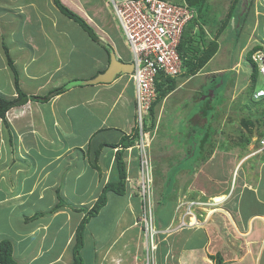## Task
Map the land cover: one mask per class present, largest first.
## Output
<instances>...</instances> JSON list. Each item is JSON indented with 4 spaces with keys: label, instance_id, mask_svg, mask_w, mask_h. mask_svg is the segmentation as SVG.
Instances as JSON below:
<instances>
[{
    "label": "crops",
    "instance_id": "1",
    "mask_svg": "<svg viewBox=\"0 0 264 264\" xmlns=\"http://www.w3.org/2000/svg\"><path fill=\"white\" fill-rule=\"evenodd\" d=\"M59 1L87 23L98 43L62 15L53 0H0V97L12 100L20 92L27 97L43 98L62 90L47 102L28 100L22 106L13 107L0 119V241L12 243L16 264L21 261L23 264H72L76 227L103 188L119 182L118 153H121L125 174L127 168L132 174L136 171L135 152L129 157L123 146L124 140L133 138L136 130L130 76H117L110 84L80 85L107 69V47L119 61L131 62V53L112 15L109 0ZM167 1L180 3L182 0ZM211 2L222 4L221 0H206L204 16L215 13ZM244 2L243 9L247 12L250 0ZM243 4L239 0L234 8L238 15ZM223 7L221 14L225 17L232 1ZM235 20L230 22L232 30L240 28H233ZM250 20L253 24L244 28L248 31L244 40L240 41V33L239 37H231L224 32L217 40V52L196 75L179 76L181 80L174 90L159 102L157 120L164 102L178 92L184 98L202 95L201 87L191 81H214L215 75L232 69L229 55L220 58L225 41L229 43L225 47L233 48L234 53L256 46L264 51V0H253L249 24ZM61 21L67 26L59 25ZM202 22L206 38L212 40L217 29L212 32ZM14 45L16 51L12 50ZM238 45L242 47L237 49ZM216 59L221 67L211 69L210 64ZM137 139L138 136L133 144ZM151 145L155 177L159 167L155 159L160 157ZM195 147L200 151L199 143ZM245 148L240 154L230 152L234 168L227 176L236 175L235 182L222 176L224 173L216 172L218 165L211 164L216 152L210 150V155L197 154L190 178L183 168L180 171L183 174L174 179L169 207L167 203L160 205L164 199L163 196L159 199L155 188L159 203L158 229L176 223L175 207L179 200L204 201L207 193L203 186H207L210 194L207 200L224 197L221 205L210 209L206 216L196 212L199 227L183 228L162 237L156 253L161 262L158 264H219V261L221 264H264V152L254 155ZM194 153L188 157L194 158ZM165 165L163 172L169 175L172 169L167 172L170 167ZM205 167H208L206 172ZM171 181L169 176L163 183L166 186ZM213 185H219L217 190ZM110 207L114 212L106 214ZM139 209L138 200H125L124 194L109 191L104 207L88 227L100 218L111 230L101 233L104 227L101 222L98 230H87L81 254H88L91 264H144L142 251L146 252L143 244H136L137 236L141 235L133 225ZM203 216L204 221H200ZM71 221V232L63 234V228ZM60 234L62 239L58 241Z\"/></svg>",
    "mask_w": 264,
    "mask_h": 264
},
{
    "label": "rangeland",
    "instance_id": "2",
    "mask_svg": "<svg viewBox=\"0 0 264 264\" xmlns=\"http://www.w3.org/2000/svg\"><path fill=\"white\" fill-rule=\"evenodd\" d=\"M221 1H222L221 5L220 3H218L217 5L213 4L212 2L210 3V6L212 7L215 13L205 14L204 21L202 22L205 23V27L212 32L213 29L214 30L218 29V26L224 17L221 14V12H224V8H225L223 7L224 4L230 3V0H221ZM231 1L233 2V0ZM243 1L244 0H242V4ZM206 10L207 9L205 7L202 8V14H204ZM234 19L235 18H232L230 22L232 23ZM199 20L196 25V27L198 28H200L201 25L200 23L201 21ZM236 24H237V20H236ZM252 24H253V20H250V24L246 22L245 26L240 31V41L241 39L244 40L248 35V31L245 30L244 28L246 27L250 28ZM59 25L64 27L67 26L64 21H61ZM17 30L20 31L21 28L19 29L17 28ZM227 33H229V35H231L232 37L234 31L232 32L231 29L225 28L224 35H227ZM231 37L229 38L231 39ZM227 44L229 45V43L225 41V46H227ZM225 46L222 48L223 50L220 58L223 59L224 56L226 57L227 55L230 56V59L233 61V63H231L232 69H230L232 71L228 69V71L225 72L224 74L215 75L214 81L203 82V79L191 81L192 82L191 84L194 83V85H199L201 87V90L203 92L202 95L197 96L196 98L194 95L184 98V96L180 92H178L176 95L170 97L166 102H164L165 105L161 111L158 120H157V111L160 106V103H157L154 106L152 115H149V117L145 118V121L143 122L144 133L145 134L149 133L150 135L153 132L156 120L158 121L154 135V138H156V133H157V138L155 139V141L153 140L152 144L154 147H156L155 148L156 153H158L160 157L159 159H155L158 160L157 164L159 163L158 164L159 167L156 168V174L154 177V187L155 188L157 187V193H159L160 197L161 195H163L165 189L163 198L165 197L169 198V195L173 191L172 184L174 183V179L177 178V176H181L183 174L182 173L183 171L182 172L180 171L183 170V168L186 169L188 172V177L190 178L191 177L190 174H193L192 172L194 171L193 168L195 167L194 161L196 157L202 153L207 155L210 150L216 152V156H215L216 158L212 160L211 163L212 165L213 163L218 165L216 167V172L217 173L222 172V174L224 173L222 176H225V178L228 177V180H230V178L232 179L233 178L232 174L230 177L227 176L228 172L232 171V168H234L231 162L233 155L230 152L234 151L240 154V151L243 150L241 147L238 146V144L240 145L243 142V138H246L248 134L250 135V137H252L251 140H254V138H258L260 136V132L264 130V125L262 123L261 124L257 123L256 128L251 129L252 133L249 134V132L245 129V127L242 126L243 120L252 118L251 121L254 122L253 117H257V115H261L264 112L263 104H261L260 101H255L252 96V94L256 89L263 87V78L260 75H258L256 82L254 84H251V80L249 77L251 73V69L246 61L247 56H245L246 52L249 51L250 48L245 47L247 50L246 49L238 50L236 53H234L233 48L227 49ZM12 50L16 51L15 45L13 46ZM220 64H221L220 61L216 59L212 64H210V68L212 69V67H219V66L221 67ZM174 80L176 83H178V81H180L181 78L176 77L174 78ZM207 99L209 100L208 103H207ZM204 115H206V117L203 119L202 117ZM158 126L160 129L157 131ZM190 135L195 140H192ZM198 137L199 139L204 137L205 141H207L208 143L206 146L202 147L200 151L198 147H195L194 149V144L199 143V141H197ZM232 141H234V143H231ZM254 146H256V144L254 143V141L253 142L251 141V143L247 146V152H251L255 150ZM188 151L190 153L192 151L195 152L194 158L191 159V157L190 158L188 157L189 154ZM165 154L169 158H166L164 156ZM166 163L168 164V167H170V169L169 168L167 169V172L172 169L169 175H167L166 173L165 175L163 172ZM176 165H180V167L178 166V168H175ZM244 168L245 166L240 169L239 173H242ZM207 169L208 167H205L204 171L206 172ZM211 170L212 169L210 166V171ZM237 172L238 171H236L235 174H237ZM179 173L181 175H179ZM169 176L171 177L172 181L171 183L169 182L165 186V183L163 182L164 181L166 182ZM233 179L235 182L236 175ZM218 186L219 185H213V187L216 188V190ZM220 186H222V184ZM168 187H170V189H168ZM203 189L207 193L205 198L203 199L204 201H206L207 197L210 196V194L208 192L207 186H203ZM166 191H167V195H166ZM124 195H125V200L130 199L128 198L126 193H124ZM207 201L211 203L214 202L213 198L208 199ZM221 203L220 204L216 203L218 204L216 207L220 206ZM114 210L115 209L113 207H110L107 209L106 214L113 213ZM208 212L209 210H206L204 211L203 214L205 215ZM203 218H200L201 219L200 221H202ZM100 222L102 223L101 219L98 218L97 221H94L90 227H88L87 224L85 226V232L87 230L88 231L98 230V228L100 227L99 225ZM104 223H108V222L106 221ZM198 223L200 222L197 221V225H195L196 227L200 226V224ZM175 226L176 225H173V227ZM71 229H72V221L63 228V234H66L67 232L70 233ZM108 230L109 231L111 230V226L108 227L107 224H105L103 229L101 230V233L105 231L108 232ZM137 230L138 229L136 228L135 231ZM61 239L62 236L60 234L57 236V240L59 241ZM141 239H142V235L137 236L136 244L140 243L143 244L144 246L145 241L143 239L141 241ZM142 252H143L142 253L143 254L142 263H143V261L145 262L147 258L146 257L147 253H144V251ZM81 257L83 259L84 264L85 263L91 264V260L88 257V254L83 253L81 254ZM16 258L18 257L16 256ZM148 258H150L149 255ZM155 261H156L155 264H158V262L161 263L160 259L157 257ZM19 264H23V262L21 261L19 262Z\"/></svg>",
    "mask_w": 264,
    "mask_h": 264
},
{
    "label": "built area",
    "instance_id": "3",
    "mask_svg": "<svg viewBox=\"0 0 264 264\" xmlns=\"http://www.w3.org/2000/svg\"><path fill=\"white\" fill-rule=\"evenodd\" d=\"M114 19L121 30L131 53L133 72L129 75L135 97L136 128L138 139L125 149L131 157L135 152L136 171L127 168L124 187L130 199L139 201V213L133 225L139 229L146 254V264L154 261L159 236H169L183 228L197 225V213L215 208L214 202L199 200H179L175 207V222L158 229L156 226L157 199L154 187V162L151 157L152 134H145L143 122L155 102L157 77L165 75L176 78L182 71V59L178 46L184 27L197 17L194 8L184 0L173 3L167 0H109ZM198 27L192 34L197 33ZM204 32L207 31L202 27ZM258 75L263 78V87L254 92V99L264 98V52L255 51L251 55ZM264 150V136L258 139V151ZM130 160L127 159L129 167ZM204 221V218L203 220ZM173 225H176L173 227ZM148 255L150 258H148Z\"/></svg>",
    "mask_w": 264,
    "mask_h": 264
},
{
    "label": "trees",
    "instance_id": "4",
    "mask_svg": "<svg viewBox=\"0 0 264 264\" xmlns=\"http://www.w3.org/2000/svg\"><path fill=\"white\" fill-rule=\"evenodd\" d=\"M190 7L194 8L197 17L190 21L183 29L182 36L180 39V44L178 46V52L180 54V57L182 59V71L181 75H184L185 77L189 78L194 75H196L209 61L210 59L215 55V53L218 50V43L217 40L220 35L224 34L225 28L231 29L230 21L232 18H235V22H233V28H238V30L234 29L231 31L234 33L232 36L239 37V33L242 30V28L245 26L246 22L248 23V19L250 18V9L253 4V0H250L249 2V8L248 11L245 12L242 16L240 14L238 15L237 12L234 11V8L238 4L239 0H233L231 10L226 16L222 19L221 23L219 24V27L215 33H213L212 40L209 38H206V33L202 29L203 25H200L199 31L195 34H192L193 29L196 27L198 20L204 21V14H202V8L206 5V0H184ZM54 5L57 7V9L61 12L62 15H64L69 20H72L74 23L78 24V26L86 32L88 37L95 43H98V39L95 36L92 29L87 25V23L78 15L70 11L68 8L63 6L59 0H53ZM240 23V24H239ZM242 46L238 45L237 49H240ZM262 47L256 46L253 49L249 50L245 56L246 61L249 64V67L251 69V73L249 75L251 84H254L258 78V71L256 68L255 63L251 60V55L255 51H262ZM184 72V73H182ZM178 76V77H179ZM176 86V82L174 78L168 77L165 75H159L156 80V100L152 104L149 115H152L154 106L159 103L166 95H168L172 90H174ZM257 90V89H256ZM255 90V91H256ZM62 90H56L55 92L49 94L48 96H45L43 98H36V97H27L26 95H23L22 93L18 92V96L15 99L12 100H6L3 97H0V119H4L5 113L10 110L13 107L22 106L25 103L28 102V100H36L41 102H47L51 99V97L54 95V93H61ZM253 95V94H252ZM207 99V103H208ZM261 104L264 106V98L259 100ZM206 103V104H207ZM205 114V111H204ZM206 115H204L202 118L204 119ZM252 118L246 119L242 121V126L245 127V129L250 133H252L251 129L256 128V124H263L264 125V112L261 115H257V117H253V121H251ZM206 135V134H205ZM264 135V130L260 132V137ZM138 136L137 129L134 131L133 138L128 139L126 138L125 144L123 145L124 148H128L129 146H132L134 143V139ZM135 137V138H134ZM192 140H195L190 135ZM207 138V137H205ZM250 135L247 134L246 138H243V142L238 146L241 148H245L246 145L248 146L251 142ZM190 139V138H189ZM197 141H199V148L206 146L208 143L205 141L204 137L199 139L197 138ZM195 149V144H194ZM194 152V151H192ZM192 152H189V155L192 156ZM117 165H118V177L119 182L112 185H106L103 190L101 191L100 196L96 200V202L93 204L91 209L87 211L81 221L79 222L78 226L75 229L74 232V243L72 247V264H84L83 259L81 257V251L84 245V235H85V226L90 222V220L95 217L99 211L104 207L106 203V195L109 191H112L116 193L117 195H123L125 193V187H124V178H125V169L124 165L121 161V153H118L116 157ZM165 193V189H164ZM163 193V195H164ZM159 194V193H158ZM161 195V196H163ZM167 195V193H166ZM171 195V194H170ZM169 195V197H170ZM159 196V195H158ZM163 198V197H162ZM160 199V196H159ZM164 203H160V205H163L167 203V207L170 205V200L168 197L163 198ZM159 206V203H157L156 207V214H157V208ZM221 264V262H218ZM0 264H16L15 260L12 256V243L9 240H2L0 242Z\"/></svg>",
    "mask_w": 264,
    "mask_h": 264
},
{
    "label": "water",
    "instance_id": "5",
    "mask_svg": "<svg viewBox=\"0 0 264 264\" xmlns=\"http://www.w3.org/2000/svg\"><path fill=\"white\" fill-rule=\"evenodd\" d=\"M243 7H246L245 2L241 6L242 12L240 13V16L245 13L246 9H243ZM107 50L109 52V64L107 69L103 73L96 75L91 80L81 82V86L110 84L117 78V76L130 75L133 72V65L131 63L126 64L119 61L110 48L107 47Z\"/></svg>",
    "mask_w": 264,
    "mask_h": 264
},
{
    "label": "clouds",
    "instance_id": "6",
    "mask_svg": "<svg viewBox=\"0 0 264 264\" xmlns=\"http://www.w3.org/2000/svg\"><path fill=\"white\" fill-rule=\"evenodd\" d=\"M255 92V91H254ZM253 95H254V93H253ZM252 95V96H253ZM253 99H254V97H253ZM255 100V99H254ZM255 101H259V100H255ZM137 129V128H136ZM264 136V135H263ZM262 137V136H261ZM260 136L258 137V138H254V140H251L252 142L254 141V143L256 144V146H254V149L255 150H253V151H251V152H254V155L255 154H257V153H262V152H264V150H262V151H258V139L259 138H261ZM251 143V142H250ZM247 147V146H246ZM191 200H193V199H191ZM195 200V199H194ZM204 202H206V201H204ZM219 204V203H218ZM157 207V206H156ZM84 216V215H83ZM204 217V216H203ZM165 228V227H164ZM139 230V229H138ZM162 237H165V236H159L158 237V242H159V244H158V246L160 245V241H162L163 240V238ZM143 239V238H142ZM145 248V247H144ZM157 249H158V247H157ZM156 253H157V251H156ZM156 254H155V259H156ZM155 259H154V261L152 262V261H150V262H148V264H155L156 263V261H155ZM147 260V259H146ZM146 260H145V262H144V264H146Z\"/></svg>",
    "mask_w": 264,
    "mask_h": 264
},
{
    "label": "bare ground",
    "instance_id": "7",
    "mask_svg": "<svg viewBox=\"0 0 264 264\" xmlns=\"http://www.w3.org/2000/svg\"><path fill=\"white\" fill-rule=\"evenodd\" d=\"M223 200H224V197H215L213 201L216 203H221Z\"/></svg>",
    "mask_w": 264,
    "mask_h": 264
}]
</instances>
